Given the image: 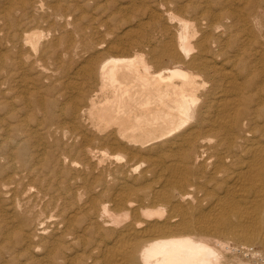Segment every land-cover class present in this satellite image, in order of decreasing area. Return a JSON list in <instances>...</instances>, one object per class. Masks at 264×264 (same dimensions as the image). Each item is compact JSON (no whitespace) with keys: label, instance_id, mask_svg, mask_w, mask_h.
I'll return each instance as SVG.
<instances>
[{"label":"bare ground","instance_id":"6f19581e","mask_svg":"<svg viewBox=\"0 0 264 264\" xmlns=\"http://www.w3.org/2000/svg\"><path fill=\"white\" fill-rule=\"evenodd\" d=\"M0 0V264H264V0Z\"/></svg>","mask_w":264,"mask_h":264},{"label":"rangeland","instance_id":"374dc122","mask_svg":"<svg viewBox=\"0 0 264 264\" xmlns=\"http://www.w3.org/2000/svg\"><path fill=\"white\" fill-rule=\"evenodd\" d=\"M13 1H17V0H13ZM116 4H118L117 5V7L119 6V4H120V1L119 0H116V2H115Z\"/></svg>","mask_w":264,"mask_h":264}]
</instances>
